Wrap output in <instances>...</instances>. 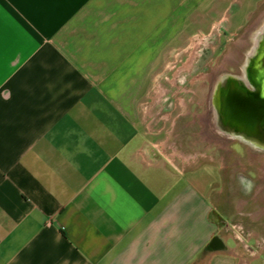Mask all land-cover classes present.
I'll return each instance as SVG.
<instances>
[{"label":"crops","instance_id":"0c3cea01","mask_svg":"<svg viewBox=\"0 0 264 264\" xmlns=\"http://www.w3.org/2000/svg\"><path fill=\"white\" fill-rule=\"evenodd\" d=\"M263 1L0 0V264H264L260 229H224L261 208L222 183L238 135L218 87L199 114L197 88L176 86L200 43L160 83L194 36L231 38ZM182 117L201 150L178 148Z\"/></svg>","mask_w":264,"mask_h":264},{"label":"rangeland","instance_id":"374dc122","mask_svg":"<svg viewBox=\"0 0 264 264\" xmlns=\"http://www.w3.org/2000/svg\"><path fill=\"white\" fill-rule=\"evenodd\" d=\"M249 4H253V1H249ZM226 11L225 14L228 15L229 19H235L233 17L234 12H236L239 8V3L236 1H229L226 3ZM215 19L219 18V16H214ZM240 19V18H239ZM223 21H227L226 18L222 19ZM226 23V22H225ZM224 24V23H223ZM220 24L219 27L222 29L224 25ZM264 25V1L260 4L259 8L253 13L251 18L247 21L246 25L235 35L231 36V38H226L225 35L219 36L217 31H214L210 35H196L191 40V46L187 49L186 52H182L180 55V59L175 61V63H167L166 71H165V79H161L160 83L165 87H175L172 86L170 82H168L171 74L177 71L181 66H185L186 59L193 51V43H200L197 47L196 54H194V61L190 63L191 68L187 70L186 68H182L181 74L177 78V85L182 84L183 86L197 88V109L198 113H204L206 109V92L209 88H216L220 85L224 84V81L221 77L229 76L231 82L238 83V78L241 76H247L249 71V66H251L252 60L254 56L257 54L259 50V45L262 44V40L264 41V27L262 29V36L259 39L258 45H255L254 35L259 31L260 27ZM258 46V47H257ZM256 47V48H255ZM193 58V56L191 57ZM192 63V64H191ZM249 76V74H248ZM194 78L197 80L194 81L193 84H190V81ZM251 82V81H250ZM233 88V85H230ZM253 86V85H252ZM167 98V97H166ZM166 103H170V98L166 100ZM210 115V114H209ZM218 121V119H217ZM177 146L182 151H190V140H195L196 138L199 140L197 142L196 149L201 150L204 145V141L201 142V136L204 135L205 130L202 128L200 121L196 123L192 128H189L186 124V118L182 117L179 121L177 128ZM233 134V132H231ZM236 134V133H234ZM234 137L237 135H233ZM230 148L232 149V153L229 152L226 154L227 164L231 168V174L228 176L225 174L224 169H221L223 176V185L225 188L235 187L237 188V177L238 172L244 171L247 176L251 177L257 181L258 172H257V160L253 159L252 156L249 155L251 152L249 143L241 144L238 138H235L230 143ZM192 149V148H191ZM263 151V150H262ZM212 155L216 158L214 162H218L217 158L221 155V150L212 145L210 151ZM237 155V156H235ZM240 158V159H239ZM242 161L244 166L239 165L238 162ZM236 177V178H235ZM236 195V194H235ZM235 195H230L231 197H235ZM225 197V195H223ZM215 202H219V197H215ZM221 198V197H220ZM218 208L221 206L218 205ZM221 210V209H219ZM232 216V215H230ZM264 231V228H263ZM264 238V236L262 237Z\"/></svg>","mask_w":264,"mask_h":264},{"label":"flooded vegetation","instance_id":"af4514ba","mask_svg":"<svg viewBox=\"0 0 264 264\" xmlns=\"http://www.w3.org/2000/svg\"><path fill=\"white\" fill-rule=\"evenodd\" d=\"M263 27L264 25L260 27L259 31L254 35L255 45H258L260 41L259 39ZM241 77L244 79L243 81L248 84L246 77L244 75ZM232 92V98H234L232 101L235 102L237 106L239 116L244 119L239 120L238 124L232 127H227L224 121L220 122V120H218V122L222 123L230 132L236 133L241 144L245 145L248 142L251 149L249 155L252 156L254 160L258 159L256 163L257 172L259 173L257 181L260 182L256 183L254 179L252 181L251 177L247 176L244 171L238 172L237 190L239 195L246 201L247 208L256 203L261 208V214L259 213V216H257V218L251 223H248L250 216L249 213L238 214L223 221V225L226 231H231L237 237L249 235L251 234V229L257 227L261 230V232H259L262 238L264 236V120H252V116L258 117L262 112L258 109H255L253 110L254 112H252V110L247 107L248 105L245 106L247 97L238 89L232 90ZM249 117L250 119H246ZM230 135L233 136L234 134ZM238 164L242 166L245 165L241 160Z\"/></svg>","mask_w":264,"mask_h":264},{"label":"water","instance_id":"95a60500","mask_svg":"<svg viewBox=\"0 0 264 264\" xmlns=\"http://www.w3.org/2000/svg\"><path fill=\"white\" fill-rule=\"evenodd\" d=\"M261 43L257 54L252 60L251 66L248 68L249 78L254 89L247 90L243 86L238 85L237 82L234 83L231 81H227L225 85L218 86L217 90L219 96H216L215 100L219 120L224 121L227 127L236 126L239 120L244 119L239 116L237 106L235 102L232 101L234 99L232 98V90L237 89L247 97L245 106L248 105L247 107L251 109L252 112H254L253 110L255 109L262 112L258 117L252 116V120H264V41L262 40ZM231 84L233 88H231ZM246 119H250V117Z\"/></svg>","mask_w":264,"mask_h":264},{"label":"bare ground","instance_id":"6f19581e","mask_svg":"<svg viewBox=\"0 0 264 264\" xmlns=\"http://www.w3.org/2000/svg\"><path fill=\"white\" fill-rule=\"evenodd\" d=\"M261 36H262V34H261ZM261 38V37H260Z\"/></svg>","mask_w":264,"mask_h":264}]
</instances>
